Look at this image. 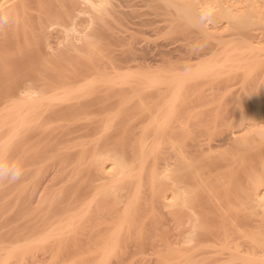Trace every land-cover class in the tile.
I'll return each mask as SVG.
<instances>
[{
  "label": "bare ground",
  "instance_id": "6f19581e",
  "mask_svg": "<svg viewBox=\"0 0 264 264\" xmlns=\"http://www.w3.org/2000/svg\"><path fill=\"white\" fill-rule=\"evenodd\" d=\"M116 1L0 0V166L23 170L0 182V264H264V93L207 118L208 100L186 101L217 74L227 98V70L264 59L237 32L251 16L206 2L222 9L213 24L231 23L221 42L201 2L151 0L172 30L218 43L206 60L154 68L158 56L102 17L130 18L119 7L131 1Z\"/></svg>",
  "mask_w": 264,
  "mask_h": 264
},
{
  "label": "rangeland",
  "instance_id": "374dc122",
  "mask_svg": "<svg viewBox=\"0 0 264 264\" xmlns=\"http://www.w3.org/2000/svg\"><path fill=\"white\" fill-rule=\"evenodd\" d=\"M114 1H116V0H114ZM131 1V2H130ZM137 1V2H136ZM139 1V2H138ZM148 1H150V2H148ZM129 0V2L130 3H128L129 5L128 6H124L123 7V5L124 4H122V7H119L121 10H123L124 12H125V10H127L126 12L128 13V14H130V15H132L134 18L132 19L131 17L132 16H127V17H130L129 19H126L127 21H125V22H122L123 21V19L125 20V18H126V16H125V18H122L121 20V22L120 21H118V19H114L113 17H111L109 14H105L104 16H102V17H104L105 19H107V20H109L108 22L110 23V22H112V23H110L111 24V26H113L114 25V27H115V25L117 26V27H119L120 26V28H122L124 31H126V34H124V35H131L132 33V36H134L135 37V39L137 38V40L139 41V45H141L143 48L145 47V48H149L148 49V51H149V53L148 54H150V55H148L149 56V58H151L150 56H152V55H154V56H158L159 58L158 59H161L162 60V62H160L157 66H153L154 68H157V67H161V68H170V63H169V59L171 58L172 60H174V59H180L179 61H176V63H174V65L175 66H179V63H180V61H181V59H182V63L184 62L185 63V61H186V59L188 58V57H190L191 55V57H193V55H197V51H199V53H198V55L197 56H201V57H199L200 58V60H199V62L203 59H208V58H210L211 57V52H210V50L213 48V49H215V48H217V45H218V43L217 42H215V40H212V38H211V40H209V39H203L202 37L200 38V36H196L195 35V33H194V31H192L194 28H191V29H189L186 25H184V28H183V24L182 25H180L183 29H181L180 27H178V29H174V30H172L171 28H174V27H171L170 28V25H169V22L167 23V20H165L164 21V19L166 18V17H168L169 16V14L168 15H164V13L166 14V12H164L163 13V9H160L159 8V10H160V13H161V11H162V13L161 14H159L158 15V13L159 12H157L158 11V7L156 6V10H155V7H154V4L152 3V1L151 0ZM182 1V0H181ZM195 1V0H194ZM208 1H210V3H211V1H212V3L213 4H210L209 3V5H214L215 6V4L214 3H219V2H217L216 0V2H214V0H196L195 2H197V3H202V6L200 7V9L199 10H197L199 13H201L202 11V14L205 12L207 15H205L207 18L209 17V20L207 19V20H204L205 21V23H207L206 25H207V27H208V31H211V33H212V30H213V36L214 35H217L218 37H216V38H221V40L219 39V41H223V40H226V39H228V37H226V35L224 36V34L228 31V32H231L232 31V29H230V27L228 26V24L230 23H228V21L227 22H225L226 20H224V22H223V20H221V19H217V24H213L214 23V21L216 20L215 18H216V16H217V14H219V12L222 10L219 6H217V7H219L218 9H217V7H216V9H214V11L211 9V8H213V7H209V6H204V5H206L207 3L206 2H208ZM220 1V0H219ZM224 3H222L221 1H220V3H222V4H225L226 2H227V0H222ZM230 1V5L232 6V9H233V12L235 13V12H237L236 14L239 16V17H241L242 19H243V17H242V13H243V15H244V12H245V15H244V17H246V11H248V13H247V16H251V18H252V16H253V19H251L250 18V20H249V23L250 24H252V25H250V27H244V28H242V29H238L237 30V32L238 31H242V33L244 32V35H245V33L246 32H250L249 34L250 35H252L253 36V41L252 42H249V43H253V44H251V45H255V46H258V44L259 45H263V48H264V0H251L250 1V3L251 2H253V3H251V4H253V5H251L250 4V6L251 7H253V9L251 8L250 10L249 9H246V8H249V7H247V4H246V0H239V2L241 3H239L238 2V0H229ZM229 1H228V3H229ZM243 1H245L244 3L245 4H242V2ZM119 2H120V4H119ZM133 2H135V3H133ZM183 2H185V1H183ZM183 2H180V3H183ZM116 3H118L120 6H121V3H122V1H116ZM153 4V5H151V4ZM227 3V4H228ZM239 3V4H238ZM126 5H127V2L125 3ZM194 4H196V3H194ZM201 5V4H200ZM233 5L235 6V7H233ZM140 6V7H139ZM147 6V7H146ZM150 6V7H149ZM184 6H185V4H184ZM188 6V5H187ZM187 6H185V7H187ZM198 6H199V4H198ZM237 6V7H236ZM130 7V8H129ZM132 7V8H131ZM137 7V8H136ZM153 7V8H152ZM195 8H196V6H194ZM203 7H204V9H203ZM207 7H209V8H207ZM134 8H136L135 10H134ZM139 8V9H138ZM141 8V9H140ZM206 8V9H205ZM125 9V10H124ZM131 10L132 11V13H131V11H129V10ZM221 9V10H220ZM142 10V11H141ZM165 10V9H164ZM201 10V11H200ZM138 11V12H137ZM217 11H219L217 14H216V12ZM255 11V12H254ZM125 12V13H126ZM136 12V16H134L135 14L134 13ZM140 12V13H139ZM143 14H142V13ZM251 12V13H250ZM126 13V14H127ZM146 13V14H145ZM157 13V14H156ZM204 13V14H205ZM127 14V15H128ZM140 14H141V16H140ZM150 14V15H149ZM215 14H216V16H215ZM107 15V16H106ZM160 15H161V17H160ZM162 15L163 16H165V18L163 19L162 18ZM86 15H84V17H85ZM138 16V17H137ZM236 17L237 19L239 18V17ZM88 17V16H87ZM87 17H85V18H87ZM124 17V16H123ZM158 17H159V19H158ZM206 17H204L203 19H205ZM210 17H211V19H210ZM213 17V18H212ZM112 18V19H111ZM144 18V19H143ZM169 19L171 18V16L170 17H168ZM218 18V17H217ZM167 19V18H166ZM262 19V21H260ZM128 20H129V22H128ZM142 20V21H141ZM220 20H221V22H223V24L220 22ZM115 21V22H114ZM130 21H132V22H130ZM141 22V23H139V24H137V23H135V22ZM169 21V20H168ZM212 21V22H211ZM238 21V20H237ZM239 21H240V18H239ZM251 21V22H250ZM126 22H128V24L126 23ZM133 22L135 23V24H133ZM145 22V23H144ZM165 22V23H164ZM211 22V23H210ZM215 22V23H216ZM221 24H220V23ZM121 23V24H120ZM127 24V26L128 27H126V24ZM131 23V24H130ZM209 23V24H208ZM228 23V24H227ZM123 24H125L124 26H123ZM142 24V25H141ZM166 24V25H165ZM173 24V23H172ZM220 24V25H219ZM231 24V23H230ZM134 25V26H133ZM136 25V26H135ZM176 24H174V25H171V26H175ZM213 25H217L216 27H219V29H222V33L220 32L219 33V31L220 30H218V32H217V34L215 33L214 34V31H215V26H213ZM222 26H226V27H222ZM130 27V28H129ZM170 28V30H168L169 28ZM186 27V28H185ZM209 27H211V28H209ZM233 26H231V28H232ZM131 28H132V30H131ZM136 28V29H135ZM176 28V27H175ZM180 28V29H179ZM223 28H224V30H226V32H223L224 30H223ZM228 30H227V29ZM126 29V30H125ZM129 29V30H128ZM186 31H185V30ZM216 29H218V28H216ZM231 31H230V30ZM245 29L247 30V31H245ZM131 30V32H129ZM184 30V31H183ZM189 30H191V32L189 31ZM171 31V32H170ZM233 31H236V30H233ZM185 32H189V34H186L187 36H190V35H192V36H190V38H191V40L192 41H194L193 42V47H192V45H191V47H192V49H191V52H192V50L195 48V50H194V52L191 54V52H190V50L188 49V51L190 52H188L189 54H187V53H185L184 51H187V49L185 50L184 49V51H183V46L184 47H186V45H188L187 43V41L188 40H186L185 38L187 37V36H185ZM193 32V33H192ZM227 32V33H228ZM263 32V33H262ZM219 33V34H218ZM224 33V34H223ZM248 33H246V34H248ZM252 33V34H251ZM122 34V33H121ZM137 34V35H136ZM193 34H194V36H193ZM229 34V33H228ZM247 37H248V35H246ZM185 37V38H184ZM196 38V39H193V38ZM247 37H245V38H247ZM189 38V37H188ZM262 40H261V39ZM185 39V40H184ZM215 39V38H214ZM258 39V40H257ZM208 40H209V43H208ZM217 40V39H216ZM185 41H186V43H185ZM200 41V42H199ZM105 42V41H104ZM215 42V43H214ZM263 42V43H262ZM106 43V42H105ZM207 43V44H206ZM215 44H217V45H215ZM243 44H245V42L243 43ZM165 45V46H164ZM182 45V46H181ZM201 45V46H200ZM221 45L222 46H224L222 43H221ZM245 45H247V44H245ZM181 46V47H180ZM189 46V45H188ZM220 46V45H219ZM260 46V47H261ZM173 47V48H172ZM175 48H177V49H175ZM208 48V49H207ZM211 48V49H210ZM247 46H246V50H247ZM175 49V50H174ZM210 49V50H209ZM248 49H251V48H248ZM161 50H162V52L163 51H165L164 53L167 55V56H163L162 55V53H161ZM171 50V51H170ZM175 51V52H174ZM181 51H183V53L181 52ZM195 51H196V53H195ZM249 51V50H248ZM168 52V53H167ZM207 52V53H206ZM208 52H210V54L208 53ZM125 53H126V51H125ZM170 53V54H169ZM258 53H259V51H258ZM257 53V51H255V54H258ZM182 54V55H181ZM200 54H202V55H200ZM203 54L204 55H206L207 57H205V56H203ZM264 55V49L263 50H261V52H260V56L262 57V55ZM180 55L182 56V57H180ZM190 55V56H189ZM125 56H126V54H125ZM154 56H152V57H154ZM173 56H177V58L176 57H174L173 58ZM170 57V58H169ZM195 57V56H194ZM203 57V58H202ZM264 57V56H263ZM126 60H129V58H126ZM263 60V61H262ZM175 61V60H174ZM195 61V63L193 62L192 64L194 65V64H196V63H198V61H196V59L194 60ZM260 63H257L256 64V66H253L252 67V69H254V71H253V74H252V72H251V70L252 69H250V68H243L242 69V67L241 68H233V69H235L236 71H234L233 69H231L232 71H234L232 74H231V72H230V70H227V72L228 73H230V74H228V75H226L227 76V79H226V76L224 77L225 78V81L227 80L229 83H231V84H229L228 82H227V86L228 85H230V88H229V86L227 87L226 86V83H224L225 84V87L230 91L228 94V97L226 98L225 96L227 95V93H226V89L224 90V86L222 87L221 86V88L225 91H223L222 89V91L220 90V91H218L219 90V83H218V78H220V75L219 74H217V75H211V76H209V77H215V81H214V83L212 84L211 82H208L209 81V79H207V81L205 82V84H203V85H200L201 84V82H200V84L199 85H197L198 87H195V88H193V89H189L188 90V92L187 93H189V94H187V95H189V97L187 98V96H186V101H187V103H189V104H202L203 103V105H205L207 102V104H206V106L204 107L203 106V109H201V115L199 116L198 115V117H204V118H207V117H211L212 115L214 116V110L216 109L217 110V108H219L218 106H226V105H228V104H226V103H229V101H230V103H234V104H236V102H241V104H243V103H245V104H251V103H256V102H258V100L260 101V99H262V93H264V92H262V91H264V59H260V61H259ZM131 65H136L135 63H133V62H130L129 64H127V65H125V64H122V66H124V67H126V66H131ZM255 67V68H254ZM257 68V69H256ZM186 69V68H185ZM185 69H180V71L182 70V71H184ZM239 69V70H238ZM249 69V72L247 71ZM256 69V70H255ZM245 70V71H244ZM186 71V70H185ZM224 73H225V71H224ZM239 73V74H238ZM249 73H251V74H249ZM226 74V73H225ZM234 74V75H233ZM231 75V76H230ZM251 75V76H250ZM228 76H229V78H228ZM247 76H249V77H247ZM208 77V78H209ZM213 77V78H214ZM218 77V78H217ZM217 78V79H216ZM243 78V79H242ZM211 79V78H210ZM229 79V80H228ZM248 79V80H247ZM251 80V81H250ZM253 81H255V82H253ZM244 82V83H243ZM258 82H260V83H258ZM211 83V84H210ZM232 83H233V85H232ZM241 83H243V84H245V86L243 85V84H241ZM247 83V84H246ZM251 83H254L255 85H251ZM219 84V85H218ZM243 85V86H242ZM257 85H258V87H260L259 89H256V87H257ZM260 85V86H259ZM243 87V88H242ZM250 87V88H249ZM257 87V88H258ZM218 88V90H217V92H216V89ZM254 88V89H253ZM253 89V90H252ZM227 90V91H228ZM255 90V91H254ZM257 90H259V91H257ZM260 90H261V92H260ZM203 91V92H202ZM248 91V92H247ZM222 92H224V93H222ZM196 93V94H195ZM206 93H208V94H206ZM241 93V94H240ZM222 94H225V96L223 95L222 96ZM239 94V95H238ZM238 95V96H237ZM246 95V96H245ZM209 96V97H208ZM220 96V97H219ZM222 96V97H221ZM236 96H237V98H236ZM211 97V98H210ZM224 97V99H222ZM243 98L242 100H241V98ZM228 98H229V101H228ZM263 98H264V95H263ZM199 99V100H198ZM205 99V100H204ZM222 99V100H221ZM227 99V100H226ZM232 99V100H231ZM246 101H245V100ZM208 100V101H207ZM212 100V101H211ZM219 100V101H218ZM207 101V102H206ZM224 101V102H223ZM231 101H233V102H231ZM252 101V102H251ZM263 101V100H262ZM204 102H206L205 104H204ZM215 102V103H214ZM220 102V103H219ZM226 102V103H225ZM210 103V104H209ZM225 105H224V104ZM238 103V105H240ZM230 105V106H228V107H230V108H233L235 105ZM238 105H236V106H238ZM215 106V107H214ZM231 106H233V107H231ZM208 107V110H209V113L210 114H208V112L206 111L207 108ZM214 107V108H213ZM224 107H220V109L219 110H221V108L223 109L222 110V112L224 111ZM213 110V114L211 115V112H210V110L211 109ZM225 108H227V107H225ZM206 109V110H205ZM229 109V108H228ZM137 110V109H136ZM205 111V112H204ZM218 111V110H217ZM229 111V110H228ZM207 112V113H206ZM229 112H231V110L229 111ZM198 114H200V111L198 112ZM206 114V115H205ZM209 116H208V115ZM222 115V114H221ZM238 117V116H237ZM203 119V118H202ZM231 125V124H230ZM235 124H232V126H234ZM224 127H227V126H224ZM224 129V128H223ZM220 130L221 131H223L221 128H220ZM219 130V131H220ZM87 139V138H86ZM261 146V145H260ZM263 146V145H262ZM261 146V147H262ZM261 147H258L257 149H256V151H261V150H263L264 148V146L261 148ZM261 148V149H260ZM225 150L227 151V149H225V147H224V150L221 148L220 150L218 149V150H216L215 152H214V154H219L220 152L221 153H223V152H225ZM254 150V149H253ZM255 151V153H257L258 154V152H256ZM216 152H218V153H216ZM262 152V151H261ZM260 152V153H261ZM254 154V153H253ZM249 156H247V157H245V158H242V159H240V162H242V163H244L245 165H249L251 162H250V158H248ZM260 159V158H259ZM19 160V159H18ZM21 161V159L17 162V160H16V162L17 163H19ZM238 162H239V160H238ZM258 162V161H257ZM256 162V163H257ZM261 164V163H260ZM7 199V198H6ZM2 202H0V204H1Z\"/></svg>",
  "mask_w": 264,
  "mask_h": 264
},
{
  "label": "clouds",
  "instance_id": "9594fccd",
  "mask_svg": "<svg viewBox=\"0 0 264 264\" xmlns=\"http://www.w3.org/2000/svg\"><path fill=\"white\" fill-rule=\"evenodd\" d=\"M7 17L0 15V24L6 23ZM23 176V170L19 166L10 165L7 167L0 166V182L7 181L15 183Z\"/></svg>",
  "mask_w": 264,
  "mask_h": 264
}]
</instances>
